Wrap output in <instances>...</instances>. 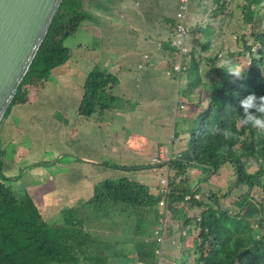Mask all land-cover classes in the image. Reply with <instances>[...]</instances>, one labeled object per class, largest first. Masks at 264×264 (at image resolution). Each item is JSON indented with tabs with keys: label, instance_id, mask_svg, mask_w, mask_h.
Instances as JSON below:
<instances>
[{
	"label": "trees",
	"instance_id": "1",
	"mask_svg": "<svg viewBox=\"0 0 264 264\" xmlns=\"http://www.w3.org/2000/svg\"><path fill=\"white\" fill-rule=\"evenodd\" d=\"M243 1V20L246 23L259 22L258 15L264 7V0ZM213 2L216 3L211 11L213 17L231 4V0ZM83 18L80 0L61 1L2 119L11 106L28 102L31 89L41 87L54 69L65 63L69 50L64 40L75 32ZM197 31L208 38L202 47L203 51H208L213 28L207 25L203 29L198 27ZM255 35L261 42L256 52L247 45L243 36L249 60L240 80L227 73L223 66L211 68L213 78L208 80L216 87L209 90L208 102L189 133L187 151L170 161L169 191L166 193H154L150 186L125 177L103 179L93 186L88 199L62 209L60 225H52L42 219L32 197L28 193L17 194L11 180L3 175L0 146V264H99V257L85 251L95 239H91L84 228L90 218L112 210L114 205H121L120 210L133 212L136 222L132 233L144 236L143 242H134L141 259H146L150 253L154 264H163L162 259L171 245L169 240L167 245L163 243L158 248L156 245L161 233L163 214L159 201L162 199L164 209L170 211L172 217L183 218L184 227L190 228V224L198 231L195 236L179 237L183 244L181 255L184 256L180 264H264V133L251 124L239 123L244 116L240 100L248 94L264 95V32ZM199 43L197 41V46ZM188 53L191 59L189 64L186 63L188 81L185 89L202 92L207 89H200L205 84L200 72L202 61L195 57V46ZM242 53L233 54L232 60L235 57L239 61ZM204 59L209 68L216 62V56ZM117 84L118 77L110 71L100 67L91 69L84 80L77 112L91 116L97 109H114L117 95L113 89ZM225 163L232 168L227 191L220 197L211 191L208 195L201 194L198 183L215 174ZM251 166L255 170L249 171ZM259 181L262 200L257 205L251 194ZM239 187H244V190L235 197L232 188ZM231 195L234 199L230 208L224 199ZM184 204L188 208L199 209L198 214L189 217ZM192 222H195L194 226ZM188 233L191 234V230ZM158 250H161L160 254H157Z\"/></svg>",
	"mask_w": 264,
	"mask_h": 264
},
{
	"label": "crops",
	"instance_id": "2",
	"mask_svg": "<svg viewBox=\"0 0 264 264\" xmlns=\"http://www.w3.org/2000/svg\"><path fill=\"white\" fill-rule=\"evenodd\" d=\"M192 1L189 0L188 21H192L191 14L194 9ZM80 2L84 18L75 32L64 40L69 50L68 59L54 69L51 77L41 87L31 89L28 102L11 106L0 122L2 173L11 182H24L28 180V176L34 174L38 176L40 170L35 171V168L42 166L41 157L43 150L46 151L44 143L53 141L56 135L63 136L64 132L66 136L64 151H52L57 155V161L62 155L67 154L68 161L71 162L69 164L80 162L85 166L104 169L110 166L109 163L114 164V158L118 160L121 142L123 149L129 142H133L132 148L136 145L134 137L127 140L121 138L120 132L123 128L118 121L114 122L115 118L112 116L116 112L109 114L111 116H106L108 114L105 111L108 110L97 109L91 116H83L77 112L85 77L94 67L108 70L118 77V84L114 87L113 93L117 95V100L122 96L126 97V100L134 99L139 109L138 115L133 117L141 120L159 116L160 108L148 106L147 102L160 96L164 86L171 87L170 82L175 84L181 82L183 85L180 89V106L185 116H189V108L199 114L210 97L209 89H206L208 94L206 96L201 95L204 92L199 90L186 91L188 80L186 74L182 76L181 71H176L177 76H173L171 81L168 78L170 69L174 71L177 64L176 52L170 40L173 35V24L176 22L174 11L178 0H80ZM170 11L173 12V18L169 15ZM140 18L151 26L143 27L141 23L136 24ZM187 25L189 26L188 23ZM207 25L209 24L206 23L204 27ZM115 90L119 93H115ZM72 97L76 100L74 118H71L67 111L59 109V106L65 108L66 102L70 104ZM112 110H116V105ZM117 114L119 115V112ZM101 115L104 117L99 120V124L95 117ZM84 135L88 136V145L81 143ZM184 138L189 142V134ZM72 140L74 143L69 144L68 142ZM182 140L184 139H179L180 144ZM175 141H172L169 153L181 154L182 150ZM132 148L130 146L127 156L130 152L132 155L136 153ZM154 150L157 151V155L164 154L159 143L155 145ZM141 182L145 184L144 181ZM95 184L96 182L91 179L81 180L75 189H70L67 197L75 199L77 194L86 192L88 199ZM34 188L30 187L28 192L30 196ZM158 188L159 181H156L153 183L152 192L156 193ZM36 206L40 213L39 206ZM65 207H67L65 204L59 207L60 213ZM134 238L130 232L127 244ZM94 243L100 248L96 252V256L100 258L99 264L115 260L108 257L105 249H101L100 240L90 245ZM88 248L90 250L91 246ZM133 251L136 253V259L129 260L132 264H154L150 253L146 259H141L136 249ZM89 252L92 253L91 250ZM124 254H128L127 250ZM180 256L178 261L175 258L170 261L171 257L167 252L162 263L180 264L184 258ZM122 261L127 262L124 259Z\"/></svg>",
	"mask_w": 264,
	"mask_h": 264
},
{
	"label": "rangeland",
	"instance_id": "3",
	"mask_svg": "<svg viewBox=\"0 0 264 264\" xmlns=\"http://www.w3.org/2000/svg\"><path fill=\"white\" fill-rule=\"evenodd\" d=\"M243 2V0H231V4L224 12L216 17H213L211 15V11L214 10L216 6L215 2L212 0L192 1L194 8L191 14L192 21H188V15L186 19L187 23L189 24L188 27L190 31L186 36V44L189 50H191L192 46H195L197 51V53H195V57L197 60L200 59L202 61L200 64V72L204 81L203 83L205 84H202L200 89L207 88V90L209 89L212 91L216 86L213 82H209L208 80L213 78L211 68L213 66H223L224 62L232 60V55L237 52L243 53L239 56V61H236L234 57L231 64L233 66H239L242 70H244L246 63L249 60L248 53L244 50V39L246 40L247 45L252 46V50L254 52H256L257 48L261 44L257 38V35L255 34H262L264 32V7L260 10L258 15L259 22L246 23L242 17L243 12L241 5ZM169 15L172 17L173 12L170 11ZM138 23H141L143 27L151 26V24H148L143 18L137 20L136 24ZM206 23H208L213 28V33L210 35L209 39L210 49H208V51H203L202 47L204 41L208 38H206L202 32H198L197 28H203ZM243 36L245 37L244 39ZM197 41H200L198 46ZM200 56L204 58L209 56L213 58L216 56V62H214L209 68V64L206 59L201 58ZM185 61V63H189V53H187L185 56ZM206 66L207 68H205ZM185 69L186 67L181 69L182 76L185 74ZM169 73L170 75L168 78L170 81L173 76H177V72L175 70L173 71V69H170ZM235 79L240 80L241 77H235ZM152 80L154 82L156 81L155 79ZM206 82L209 83L206 84ZM170 85L171 87H163L160 96L151 98V100L147 102L148 106L160 108L158 109V117H149L145 120L134 118L133 116L138 115L137 111L139 108L136 107L137 105L134 103V99L126 100V97L123 96L117 100L116 110L105 111L108 114L106 116H111L109 114H114L112 112H116L112 116L115 118L114 122L118 121L121 128H123V130L120 132L121 138L127 140L128 138L134 137L136 142V145L133 148L131 145L133 142H129V145H127L124 149L121 142L119 158L118 160L114 158V164L109 163L110 166L105 167L104 169H100L97 166H85L80 162H77L76 164H69L71 162L68 161L69 158L67 157V154L62 155L59 161H57V155L53 154L54 152L52 150H57V152L64 151V139L66 138L64 132L63 136L56 135L53 141H46L44 143L46 151L43 150V155L41 157L40 163L42 166L35 168V171L40 170L38 176L34 174L31 177L28 176L27 181L12 182L11 184L14 191L19 195L28 193L30 187L34 186L35 188L32 190L31 196L36 205H38L41 210L40 215L42 219L49 224L60 225L62 221V214L60 213L59 207H61L63 204L67 206H76L77 203L86 199V192L77 194L75 199H70L67 197V194H70V189H75V187L78 186V182L81 180H86V178L91 179L96 183L102 181L103 179H119L121 177L135 181L141 180L144 181L146 185L150 186L151 191L153 183L159 181L160 187V180L162 177L165 179H169L170 177L168 172L169 165L168 163H163L161 165L152 163V158L157 157V151L155 152L154 150L155 145L159 143L162 146L163 153L168 155L172 141L177 139L175 141L176 145L180 146L182 153H185L188 148V139L185 141L184 137H188V134L196 125L199 115L196 114L191 108H189V116H185L183 114V109H181L180 106V89L183 85H181V82L176 84L170 82ZM207 90H203L202 92L204 93L201 95H208ZM115 93H119V91L115 90ZM75 105L76 100L74 97H72L70 104L66 102L65 108L59 106V109H62V111H67L71 118H74V116H76ZM117 112H119V115ZM129 115H132V117H129ZM103 117L104 115L95 117L96 122L99 123V120H101ZM104 121L106 120L104 119ZM62 130L65 131L64 129ZM180 138L184 139L182 140V144L179 142ZM68 143H74V140ZM81 143L83 145L89 144L87 135L82 137ZM130 146L136 151V153L132 155L130 152V155L127 156V151L130 149ZM112 166L114 167L112 168ZM253 170L255 169L253 166H251L249 171ZM197 175L198 173H196V176ZM231 179L232 168L229 163H225L217 170L215 174L209 175L206 179H203L200 183H198V185L201 189V194L208 195V192L211 191L220 197L224 192L227 191V188L229 187V181ZM196 184L197 182H195V185ZM243 190L244 187L232 188V194H234L236 197ZM201 194L197 195V197H199ZM231 196L224 199V203L230 208L234 199V197ZM251 198L257 205L261 203V181H259V183H257L252 190ZM121 207V205H114L111 208L112 210L98 213L94 216V218H90L88 226L86 224L84 228V230L89 233V237L91 239L93 238L95 241L100 240L102 245L101 249H105V251L108 253V257L110 256V258L115 259L110 261L109 264H132L129 260L136 259V253L133 251V249L136 248L134 242L141 243L144 239L143 235H134L132 233L134 224L136 222L133 212L131 210H120ZM162 208H164V206H162L161 209ZM184 208L189 217H193L199 212V209L188 208L186 204H184ZM82 211L83 210H80V212ZM171 215V213L170 215H167L168 219L163 225V243H166L165 245H167L170 241L171 248L168 250V254L171 257L170 261H172L173 258L178 261V259L181 257V253L183 254V244H181V241H179V237L187 238L190 235L195 236L198 231L197 229H193L190 224V228L187 226L184 227L183 218H175ZM194 223L195 222H192L193 226ZM86 227L88 228L86 229ZM190 230L192 232L191 234L188 233ZM130 232L133 234V236H135V240L131 241L130 244H127ZM95 244L96 243L89 246H91L90 250L92 253L97 255L96 252L97 250H100V248ZM156 245L158 248V245L160 246L161 244L158 242ZM90 250L88 247L85 249L87 252ZM125 250H127L128 254H124ZM160 253L161 250H158L157 254ZM164 254L165 250L163 251V255ZM122 259L127 262L124 263ZM190 259L191 258H189V260ZM177 263L179 264V262ZM82 264L88 263L82 262Z\"/></svg>",
	"mask_w": 264,
	"mask_h": 264
},
{
	"label": "water",
	"instance_id": "4",
	"mask_svg": "<svg viewBox=\"0 0 264 264\" xmlns=\"http://www.w3.org/2000/svg\"><path fill=\"white\" fill-rule=\"evenodd\" d=\"M62 0H0V121Z\"/></svg>",
	"mask_w": 264,
	"mask_h": 264
},
{
	"label": "built area",
	"instance_id": "5",
	"mask_svg": "<svg viewBox=\"0 0 264 264\" xmlns=\"http://www.w3.org/2000/svg\"><path fill=\"white\" fill-rule=\"evenodd\" d=\"M188 7H189V0H178V4L174 14L176 23L174 26L172 38L170 40V44L172 47H174L176 52L177 64L174 66V70L177 72L181 71L182 68H185L184 57L187 55L189 51V48L187 47L186 44V36L189 34V27L187 25V20H186L188 15ZM178 156L179 154L175 155L173 153H168V155H164L160 153L157 155V157L152 158V163L156 165L168 163L169 165L170 161ZM157 191L161 193H166L169 191L168 179L162 178L160 180V187L158 188ZM164 205L165 203L163 199L159 201V207H162ZM160 211H162L163 217L160 219L162 222L160 227L161 233L160 235H158L157 241L160 242L161 244L160 246H162L164 241L163 223L167 221L168 219L167 215H170V211L165 210L164 208H162Z\"/></svg>",
	"mask_w": 264,
	"mask_h": 264
},
{
	"label": "clouds",
	"instance_id": "6",
	"mask_svg": "<svg viewBox=\"0 0 264 264\" xmlns=\"http://www.w3.org/2000/svg\"><path fill=\"white\" fill-rule=\"evenodd\" d=\"M223 67L232 76L241 77L243 70L239 66H233L230 61H225ZM240 105L244 113L243 118L239 121L240 125L251 124L260 133H264V95L248 94L240 100Z\"/></svg>",
	"mask_w": 264,
	"mask_h": 264
}]
</instances>
